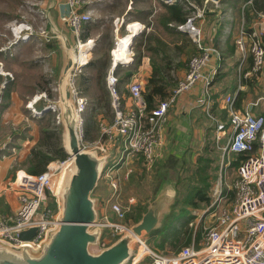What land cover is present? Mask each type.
Here are the masks:
<instances>
[{"label":"built area","instance_id":"obj_1","mask_svg":"<svg viewBox=\"0 0 264 264\" xmlns=\"http://www.w3.org/2000/svg\"><path fill=\"white\" fill-rule=\"evenodd\" d=\"M165 1L171 3L174 0ZM83 2L84 0H66V10L60 15L61 21L73 31L77 47L81 42L83 26L92 21L90 10L80 8ZM42 7V2H39L35 10L42 23L38 30L34 29L28 19H14L5 24L4 28L9 31L10 37L0 44V51L12 52L17 46L32 42L34 39L39 43L50 40ZM201 15V10L190 11L183 23L176 24L178 29L189 34L198 51L188 58L185 74L176 81L170 94L151 108L146 105L143 82L138 74L133 73L130 76L126 85L128 90L126 98L121 96L118 89L119 77L116 68L130 64L134 51L131 50L128 60L118 63L113 61L111 53V63L105 75V82L114 117L110 122L99 123L100 133L94 140H83L82 113L87 100L79 94L74 85L75 104L80 119L77 129L82 147L96 148L99 152L105 153L111 145L115 151L120 150L122 155L130 157L139 155L146 169L150 170L153 167L159 157L163 121L168 108L179 94L191 89L199 80H203L206 87L210 83V77L204 71L213 48L203 43L201 29L195 23V19ZM263 30L264 28H252L246 31L241 28L235 39L237 47L243 53L246 51V38L250 39L248 50L252 56L253 71L259 70L264 63V45L261 39ZM76 62V66L82 64L78 60ZM11 78V72L4 68L0 60V115L4 90ZM54 89L56 91V85ZM205 91L207 92V88ZM39 95L44 96L45 91ZM204 100L205 110L210 114L208 97ZM225 102L229 122L226 125L217 121L216 141L220 142L221 137L227 136L221 151L225 154H244L237 166L236 178L232 182L234 194L232 203L217 214L213 226L206 231L204 242L200 246L192 242L174 252L165 253L150 248L145 238L139 237L127 264H264V115L255 114L249 109L235 108L231 95H226ZM56 122L58 123V113ZM68 161L69 156L61 160L52 159L42 171L35 173L24 168L15 170L10 186L16 192L18 206L10 214H0V241L13 247L27 245L33 250L41 246L49 231L56 228L59 223L56 188L58 178ZM106 177L110 188L106 203L120 221L110 220L106 214L102 216L101 221L112 227L114 232L121 233L128 228V223L124 221L126 209L117 198L119 179L109 172L106 173ZM220 191L219 187L213 191V204L222 198ZM48 192L54 197L53 207L45 202ZM32 227L35 231L29 238H19L20 231Z\"/></svg>","mask_w":264,"mask_h":264},{"label":"crops","instance_id":"obj_2","mask_svg":"<svg viewBox=\"0 0 264 264\" xmlns=\"http://www.w3.org/2000/svg\"><path fill=\"white\" fill-rule=\"evenodd\" d=\"M45 1L47 0H44V2L42 0V5ZM171 3L181 4L186 15L190 11H202V15L195 19V23L201 29L203 43L213 48L204 71L210 77V83L206 87L203 80H199L191 89L179 94L168 108L163 121L162 142L159 146L160 153L154 165L164 162L171 155L178 159L181 167L180 174L179 178L173 181L177 186L179 180L181 181L180 178L189 175L193 167L197 166L200 157L214 159L209 168L205 170L207 181L210 183L208 188L210 200L207 203L200 201L201 206H190L193 208L191 212H195L200 218L203 217L204 213H208V216L212 215L215 207L221 203L223 197H226V201H224V206H221L220 210L230 206L234 197L231 186L233 181L224 187L222 179L224 175L225 180L228 174L225 167L231 165L237 168L238 165H235L234 161L241 153H223L221 147L226 142L227 136L221 137L220 142H217L215 138L217 121L224 122L226 125L229 122L225 102L226 95L233 96L235 108L240 110L249 109L255 114L264 115V63L259 70H251L252 56L248 50L250 39L246 38L245 53L237 47L235 41L241 28L246 31H250L252 28H264V0H174ZM171 3L165 0H84L80 7L81 10L93 9L96 15L99 14L101 17H109L112 31H115V37L118 36L117 32L122 25L125 24L123 31L127 33L134 31L133 27L136 25L135 37L130 43L134 51L133 60L126 66H117L116 68L119 77L118 89L121 96L126 98L128 96L126 85L130 76L133 73L138 74L143 82L144 99L146 94L152 91V98L148 104L145 100L148 108L153 107L170 94L176 81L184 76L188 58L198 51L189 34L178 29L175 20L168 19L169 14L166 6ZM65 10L66 0H56L52 8L55 20L61 27L71 30L60 18ZM127 24L128 26L131 24L130 29ZM74 38L76 39L75 35ZM261 39L264 45V30ZM55 48V51L48 49L54 54L53 64L56 72L60 54L59 49ZM87 60L79 67L84 66ZM104 73L103 75H106ZM87 82L88 80L84 77L78 81L79 93L89 91L88 86L85 85ZM104 83L105 88L103 87V90L106 89L105 100L108 103L110 95L105 77ZM206 88L207 92L205 91ZM5 90L7 91L6 96H4L6 99L4 106L6 108L2 113L4 123H0V214H10L16 210L18 206L16 192L10 186V181L16 169L30 167L27 158L32 151L38 149L32 145L33 138L31 136L24 137L21 135L22 130H28L30 123H18V120L23 117L22 114L19 116L21 101L18 93L10 88L9 83ZM206 97H208L210 114H207L205 110L204 99ZM96 99L100 100V97L97 96ZM235 103L237 104L235 105ZM109 104L111 107V103ZM112 120L102 119L100 122H110ZM33 130L35 131V128ZM28 132L32 134L30 130ZM99 133L98 130L94 137L84 141L96 139ZM213 147H218L221 154H210ZM110 150H112L111 156L107 164L110 163L112 168L110 173L116 175L119 179V168L123 164H129V161L133 159H139V157L122 155L120 150L115 151L111 145L108 151ZM188 155L192 158L189 167L185 165V158ZM226 157L230 159L224 161ZM54 158L52 157L50 160ZM217 159L218 161L215 163ZM219 161L220 167L218 166ZM231 166L227 168L228 172ZM153 167L150 170H154ZM107 168L106 165L102 173L105 177ZM218 169L219 176L217 178ZM130 170L131 167L128 168L125 175L123 174L122 178H126ZM154 174H156L155 171ZM155 183H158L156 177ZM120 184L121 181L119 180V188ZM216 187L221 189L222 198L219 202L213 204V191ZM107 198L103 201L100 197V210L102 216L106 214L111 219L114 212L106 203ZM214 219L215 217L211 220Z\"/></svg>","mask_w":264,"mask_h":264},{"label":"rangeland","instance_id":"obj_3","mask_svg":"<svg viewBox=\"0 0 264 264\" xmlns=\"http://www.w3.org/2000/svg\"><path fill=\"white\" fill-rule=\"evenodd\" d=\"M39 2L41 3L42 1L0 0V44L4 43L10 37L9 31L4 27L5 24L11 20L20 18L28 19L32 22L34 29H39L42 23L35 12ZM87 10H90L91 12L92 21L83 26L80 37L81 42L92 39L90 44H86L83 49V58L85 59V62L87 59L88 60L84 66L80 67V64L76 66V62V68L74 71L75 75L73 79L77 91H79L78 81L83 77L88 80L85 85L88 86L89 91L92 93L88 91L89 93L84 92L79 94L84 96L87 100L86 108L82 113L84 129H87L89 137H94L99 130L100 120L104 119L109 121L114 117L109 104L110 99L108 103L105 100L106 89L103 90V87L105 88V75H103V73H106L110 66L111 49L116 47L118 36L127 32L123 31L125 27L124 24L117 32L118 36L115 37V31H112V27L110 26L111 20L109 17L104 18L99 14L96 15V12L93 9ZM67 31L70 34V40L72 42L75 40V45H77V39L74 38L72 30L68 29ZM79 49H81V47H75L74 52L77 53ZM53 59V52L46 48L43 42L39 43L36 39L32 42H27L17 46L12 52L5 53L0 51V60H2L4 68L9 70L12 74V78L10 79L11 81L9 82L10 88L14 89L18 93L21 101L19 106V116L22 114L23 117L18 120V123H30V127L32 128L31 129L28 126L30 128H28V130H30L32 134H29L28 130H22L21 135L24 137L31 136L33 138L32 145L39 149H44L43 147L45 145L42 144L46 141V143L50 145L46 151L55 155L54 160H61L65 158L67 154L61 147V124L56 122V115L58 111L53 106L54 101L57 99V91L54 89V86L56 85L57 71L55 72ZM102 63H105L106 66L103 69H99V65ZM42 91H45V95L40 97L39 93ZM97 96L100 97V100L96 99ZM3 98L2 113L6 108L4 106L6 99L4 96ZM33 99L34 107H31L29 106V101ZM49 105H51L52 108L41 112L43 108L48 107ZM3 118L4 117L1 114L0 123H4ZM34 128L35 131L33 130ZM40 142L42 144H39ZM58 147L62 148L63 155L56 152ZM210 154L220 155L221 152L218 147H213V151ZM138 157L140 160L133 159L132 161H129V164H123V166L119 168L118 172L121 184L117 198L120 204L126 209L124 221L128 223V226L134 220L130 217L127 218L126 214L131 211L132 207H135L139 203L142 204V209H144V207L146 208L148 202L155 194L154 170L146 169L142 165L139 155ZM229 159V157H226L224 158V161ZM190 161H192V158L188 155V157L185 158V165H188L187 167L190 166ZM217 161L218 159L215 163ZM219 164L220 161L218 162V166L220 167ZM107 166V172L110 173V169H112L110 167V163L109 165L107 164ZM129 167H131L129 174L126 178H122L123 174L125 175ZM228 167H225V170H227L228 173L227 177H225L226 182H224V175L222 179L224 187L228 186L227 184H230L236 178L237 168L231 166L228 172ZM187 171L189 172V169ZM214 172L216 173V171ZM218 176L219 169L217 171V178ZM194 178L195 176H191L190 174L181 178L182 180L176 186L177 200L179 199L178 202L177 200L175 202V205H177L176 208H174L173 211L172 209L175 205L171 208V211L168 213L167 217H165L164 222L159 228L143 235L146 240V244L150 248H154L160 252L170 253L183 246L190 245L192 242H194L196 246H200L204 242L206 231L214 224V220L212 221L211 219L216 217L221 206H224L223 204L224 201H226V197H223L221 203L215 207V211L212 215L210 214V216H208V213H204L203 217L199 218L198 214L191 212L193 208L188 206L184 200V198L188 196V190L189 187H191L190 184L195 181ZM217 178L215 179L216 181ZM93 193L101 197L103 201L109 196V185L108 182L106 183V177L104 174L101 176L99 184ZM53 198L54 197L49 192L46 193L45 202H48L52 207L54 206ZM182 205H187L190 212L186 215H181V213H179L181 216L179 214V216H176L178 208ZM110 220L120 221L116 218L114 213ZM118 234L119 233L114 232L112 227L106 226L102 234L101 244L99 246L92 247V249H99L110 242V240L114 239ZM135 247L136 244L134 245V249Z\"/></svg>","mask_w":264,"mask_h":264},{"label":"water","instance_id":"obj_4","mask_svg":"<svg viewBox=\"0 0 264 264\" xmlns=\"http://www.w3.org/2000/svg\"><path fill=\"white\" fill-rule=\"evenodd\" d=\"M219 1V0H213ZM56 0L45 1L42 9L47 30L59 49L57 67V99L54 107L61 124V147L69 156L56 189L59 223L49 231L37 250L27 245L13 247L0 241V264H127L139 237L159 228L177 200L176 177L157 183L154 197L142 210L140 217L127 229L97 250L106 224L101 221L100 197L93 193L108 163L111 151L88 149L81 145L77 125L79 114L75 104L74 75L77 47L68 31L57 24L54 12ZM135 33L132 34V41ZM52 108L45 107L41 112ZM35 231L32 227L18 233L27 239Z\"/></svg>","mask_w":264,"mask_h":264},{"label":"trees","instance_id":"obj_5","mask_svg":"<svg viewBox=\"0 0 264 264\" xmlns=\"http://www.w3.org/2000/svg\"><path fill=\"white\" fill-rule=\"evenodd\" d=\"M166 9H167L168 14H169L168 19L175 20L176 24L177 23H183L185 21L186 12L184 11V8L181 4L171 3V4L166 6ZM44 45L47 46L48 48L52 49L53 51L56 50L55 42L52 39L44 42ZM105 66H106V64L102 63L101 65H99V67H100L99 69H103ZM149 82H152V81H149ZM155 91H158V90H155ZM150 92H148L145 96V100H146L147 104L152 98V91H150ZM6 93H7V91L4 90V96H6ZM236 104L237 103H235V105ZM83 122H84V120H83ZM90 138L91 137H89V133H88L87 129L85 130L84 126H83V140L90 139ZM39 144H42V143L40 142ZM42 145H45L43 147L44 149L38 148L36 151H32L31 155L27 158V162L30 165L29 168H26L27 171L34 172V173L40 172L44 169L47 161L50 160L52 157H55V155L49 154V152L46 151V149L48 147H50V145H48L46 143V141L43 142ZM56 152L59 153L60 155H63V153H62L63 151H62L61 147H58L56 149ZM243 156H244V154L241 153L238 156V158L234 161V164L238 165L239 164V158H242ZM212 160H214V159L213 158L203 159L202 157H200L198 159L197 166L193 167L190 175L195 176V178H194L195 181L190 184L191 187H189L188 196L186 198H184V200L186 201V204L188 206H201L202 203H199L200 201L207 203L210 200V195H209V190H208L210 183L207 181V177L205 175V170H206V168H209ZM153 166H154L153 169L156 173L154 175H156L155 177L157 178L158 184L159 183L161 184L162 182L168 180L171 177L179 178L180 169H181L180 162L178 159H175V157L173 155L169 156L164 162H162L160 164H155ZM157 170H158V173H157ZM182 177H184V176H182ZM179 182H180V180H179ZM155 186H156V183H155ZM178 201H179V199L177 200V202ZM187 205H185V206L182 205L181 207L178 206L179 208L177 207L178 212H177L176 216H179L180 215L179 213H181V215L182 214L186 215L187 213H189L190 210L187 208ZM176 206L177 205H175L173 207L172 211L174 210V208H176ZM142 208H143V206L140 203L138 205H136L135 207H132L131 211L128 212V214H126L127 218L130 217L134 221H136L141 215V212L143 210Z\"/></svg>","mask_w":264,"mask_h":264},{"label":"bare ground","instance_id":"obj_6","mask_svg":"<svg viewBox=\"0 0 264 264\" xmlns=\"http://www.w3.org/2000/svg\"><path fill=\"white\" fill-rule=\"evenodd\" d=\"M129 26H128V28H129ZM133 28H134V31H136V29H137L136 25ZM134 31L125 33L121 36H118L117 42H116V47L114 49H112V51H111V53L113 55L112 59L115 63H118V61H125V60H128L130 58L131 50H132V46L130 45V43H131L132 34L134 33ZM91 40L92 39H88L85 42H80V44L78 45V47H81V49H79L78 52L75 53L74 58L76 60H78L80 63L85 62V59L83 58V49L85 48L86 44H90ZM34 99H35V97H34ZM34 99L29 101L30 102L29 106L34 107V105H33ZM59 179L60 178H58V182H59ZM139 254H141V252Z\"/></svg>","mask_w":264,"mask_h":264}]
</instances>
